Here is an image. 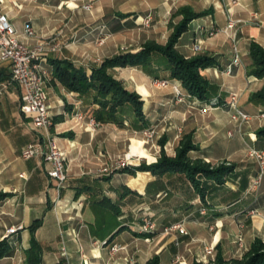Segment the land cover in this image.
I'll return each instance as SVG.
<instances>
[{"label":"crops","instance_id":"1","mask_svg":"<svg viewBox=\"0 0 264 264\" xmlns=\"http://www.w3.org/2000/svg\"><path fill=\"white\" fill-rule=\"evenodd\" d=\"M3 1L19 39L29 46L45 43L40 60L44 67L50 65V59L58 58L89 68L118 52L137 51L149 40L164 44L183 17L177 13L179 9L204 12L188 23L176 49L186 58L206 55L215 59L216 65L202 74L222 99L235 94L237 106L248 114L264 109V105L249 101L262 83L247 73L250 42L264 47V0ZM86 3L91 4L89 10L83 7ZM229 19L242 22L209 34L223 29ZM144 20L149 21L146 24ZM26 23L33 29L30 37L24 35ZM234 47L238 64H232ZM8 67L7 61L0 60V194H6L0 199V239L7 238L11 244L0 264H27L25 250L32 240L39 245L41 264H129L127 260L146 264L154 256L159 264H172L176 255L183 257L184 264H192L212 255L205 254L208 246L213 247L212 257L220 253L229 260L240 258L254 239L264 241V172L258 188H251L260 167L246 155L248 148H264V139L257 136L263 126L260 120L237 124L229 117V105L200 111L199 100L176 102L171 86H155L138 67L112 70L126 88L141 96L148 121L145 129L155 126L166 138L168 156L174 154L168 147L177 144L183 133L192 132L198 149L189 152L190 158L214 167H232L221 184L203 179L206 192L202 200L182 173L154 175L122 167L99 173L122 154L138 155L134 140L145 151L143 130L133 129L128 121L91 126L92 105L49 79L48 106L54 118L50 134L66 156L67 178L58 186L49 177L50 166L42 157L20 158L27 143L46 145V140L31 118L20 111L23 87L3 80ZM77 104L81 121L73 117ZM103 197L117 206V213L100 202ZM203 208L207 211L200 214ZM147 213L153 215L156 230L139 233L140 218ZM174 222H182L187 234L162 233L164 226ZM19 226L15 233H6ZM109 238V244L121 247L112 256L105 244Z\"/></svg>","mask_w":264,"mask_h":264},{"label":"trees","instance_id":"2","mask_svg":"<svg viewBox=\"0 0 264 264\" xmlns=\"http://www.w3.org/2000/svg\"><path fill=\"white\" fill-rule=\"evenodd\" d=\"M177 13L183 17L173 26L172 33L164 44L149 40L137 51L118 52L104 58L99 65H91L89 68L76 65L68 59L53 58L49 60L50 65L45 67L50 72V80H56L67 91L77 93L92 105L91 117L95 122L123 125L128 121L133 129L141 131L148 127V121L142 111L141 96L136 91L126 88L113 75L112 70L117 67H138L153 80H166L170 84H175L183 94L184 100H199L201 107L229 105L230 98L224 100L217 95L215 86L202 74L205 68L216 65L215 59L206 55L186 58L176 49V43L188 23L204 12L198 13L181 8ZM248 56L250 59L248 75L263 80L262 86L250 94L249 101L264 105V47L252 40ZM10 77L8 69L2 78L11 80ZM257 136L264 139V126L257 130ZM192 149H197V146L193 144L191 136L186 135L176 148L175 156H168L161 149L155 162H141L137 166L126 165L121 170L148 171L154 175L182 173L204 200L206 185L203 179L221 184L224 181V174L232 167L222 165L214 167L202 159L192 160L188 154ZM5 196L6 194L1 193L0 199ZM100 202L117 213V206L108 198L103 197ZM110 238L105 240V244H109ZM10 250L11 244L8 239H0V258L7 255ZM25 257L27 264H41L40 249L35 240H32L30 247L25 250ZM146 264H159L158 257L154 256ZM213 264H264V241L254 239L248 251L239 259L226 260L218 253Z\"/></svg>","mask_w":264,"mask_h":264},{"label":"built area","instance_id":"3","mask_svg":"<svg viewBox=\"0 0 264 264\" xmlns=\"http://www.w3.org/2000/svg\"><path fill=\"white\" fill-rule=\"evenodd\" d=\"M75 1V0H73ZM83 7L87 10L90 9L91 4L86 3ZM4 1L0 0V60L7 61L9 63L10 79L23 87V92L20 96V111L22 114L31 118V122L34 128L41 130L44 133L46 145L40 141L27 143L20 152V158L23 160H29L36 157H42L50 166L48 175L54 180L58 186L63 185L66 181V156L65 152L57 145L55 138L51 136L50 130L53 127V115L49 110L48 96H47V82L50 79V72L40 64L41 54L45 50V43L43 41L38 42L34 46L22 42L19 39V35L16 32L15 27L8 18L4 11ZM149 20H144V23H148ZM242 22L240 19H229L226 26L223 29H214L209 32L213 35L216 31H226L233 28L237 23ZM24 35L30 37L33 35V29L31 24L26 23L24 25ZM57 47V44L53 46V49ZM198 48L197 45L194 46ZM239 56L237 50L234 47V58L232 64H238ZM232 64L227 66V72H230ZM155 86L166 87L171 86L174 91V100L181 102L183 100V94L175 84H170L166 80H153ZM231 111L229 113L230 119L237 123L242 124L250 119V115L236 104V95L230 96ZM209 107H202V111H205ZM75 112L73 117L77 121H81L83 115L78 111V104L75 105ZM89 124L94 126L96 122L93 118H90ZM146 139H149L154 134V129L148 128L142 131ZM228 135H231V131H228ZM247 157L257 160L260 171L258 176L253 181L251 188L257 189L260 185L263 172H264V150L248 148L246 151ZM131 163V158L128 156L123 157L118 164V167H123L126 164ZM251 213H255L254 210ZM19 227H11L6 230L7 234H13ZM156 230V224L152 220V215L147 213L141 216L138 231L141 233H153ZM163 234L179 233L187 234V230L182 222H174L168 224L162 229ZM241 239H239L240 243ZM241 244V243H240ZM108 254L112 256L121 247L117 244H108ZM213 247L208 246L205 248V254H211ZM64 250L63 253L64 254ZM182 257L176 255L173 259L174 263L181 264ZM129 264H133L131 260H127Z\"/></svg>","mask_w":264,"mask_h":264},{"label":"rangeland","instance_id":"4","mask_svg":"<svg viewBox=\"0 0 264 264\" xmlns=\"http://www.w3.org/2000/svg\"><path fill=\"white\" fill-rule=\"evenodd\" d=\"M261 80V83H263V80L262 79H260ZM174 92V91H173ZM184 100V99H183ZM182 100V101H183ZM181 101V102H182ZM180 103V102H179ZM202 107H200V111L202 110L201 109ZM251 117H250V119H252V118H256V119H258V120H260V122H261V124L264 126V109L263 110H261V111H259L257 114H249ZM230 117V116H229ZM249 119V120H250ZM232 121V120H231ZM53 123H54V121H53ZM54 125V124H53ZM152 129H154V134H153V136L151 137V138H149V139H145V137H144V140H145V142H146V144L144 145L145 147H146V150L145 151H143V150H140L139 148H138V145L140 144V142H137V141H133V144H134V147L137 149L136 151H135V149L133 148V151H135V152H137V154L138 155H133L132 157H130L131 158V163L132 164H140L141 162H146V163H148V162H155L156 160H157V158L159 157V155H160V151H161V149H163L164 150V152L167 154V150L165 149L166 148V138L164 137V136H161L160 134H159V132L158 131H156V127L155 126H153L152 127ZM186 135H189V136H191V139H193V134H192V132H188V133H183L181 136H180V138H179V140H178V142H177V144H174V145H172L171 147H168V151L169 152H172L173 151V156H175V153H176V148L179 146V144H180V142H181V140L184 138V136H186ZM158 136V137H157ZM138 137V136H137ZM138 139H141V137H138ZM192 142H193V140H192ZM195 146H197L195 143H193ZM144 147V148H145ZM197 149H198V146H197ZM197 149H192V150H190L189 152H191V151H195V150H197ZM189 154V153H188ZM125 154H122L121 155V157H117L116 159H114L112 162H110V163H108V165H106V166H104V167H102V168H100V170H99V173H107V172H110L111 170H118L119 168H121V166L120 167H118V164H119V162L121 161V160H123V157H125L124 156ZM155 158H156V160H155ZM192 160H194V159H199V158H191ZM130 163V164H131ZM206 211H207V209H205V208H203V210L201 209L200 211H199V213L201 214H205L206 213ZM152 220H154V217H153V215H152ZM155 222V221H154ZM242 225V224H241ZM213 226H215V224L213 225ZM239 242V241H238ZM248 251V249L243 253V255L246 253ZM204 253V252H203ZM212 255H213V252L211 253ZM210 254V255H211ZM212 255L210 256V257H201L200 258V260H198L196 263H199V264H213L214 262H215V259H216V257L215 256H213L212 257ZM243 255L240 257V258H242L243 257ZM217 256V255H216ZM182 257V256H181ZM239 259V258H238ZM181 264H184V261H183V257H182V259H181ZM172 264H179V263H174L173 261H172Z\"/></svg>","mask_w":264,"mask_h":264}]
</instances>
